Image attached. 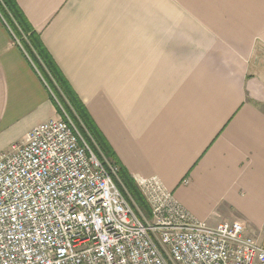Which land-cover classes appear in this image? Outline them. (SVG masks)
<instances>
[{
    "label": "crops",
    "instance_id": "0c3cea01",
    "mask_svg": "<svg viewBox=\"0 0 264 264\" xmlns=\"http://www.w3.org/2000/svg\"><path fill=\"white\" fill-rule=\"evenodd\" d=\"M131 177L264 240V0H17ZM59 114L0 19V154Z\"/></svg>",
    "mask_w": 264,
    "mask_h": 264
},
{
    "label": "built area",
    "instance_id": "2783aa9c",
    "mask_svg": "<svg viewBox=\"0 0 264 264\" xmlns=\"http://www.w3.org/2000/svg\"><path fill=\"white\" fill-rule=\"evenodd\" d=\"M60 110L0 154V264H264V240L196 221L157 177H132L137 214Z\"/></svg>",
    "mask_w": 264,
    "mask_h": 264
},
{
    "label": "trees",
    "instance_id": "16d2710c",
    "mask_svg": "<svg viewBox=\"0 0 264 264\" xmlns=\"http://www.w3.org/2000/svg\"><path fill=\"white\" fill-rule=\"evenodd\" d=\"M0 13L16 37H19L29 57L36 64V67L43 74L57 97V101L60 103L59 106L77 127L98 160L107 170L109 168L108 165L117 168L118 181H114L117 187L122 192L125 189L141 210L145 211L149 216L150 208L136 187L133 178L120 163L115 152L94 123L87 109L45 49L39 36L28 23L17 4V0H0ZM51 99L54 101L53 98ZM54 105L57 113L61 114V110L56 102ZM101 156H103L106 162L103 161Z\"/></svg>",
    "mask_w": 264,
    "mask_h": 264
},
{
    "label": "rangeland",
    "instance_id": "374dc122",
    "mask_svg": "<svg viewBox=\"0 0 264 264\" xmlns=\"http://www.w3.org/2000/svg\"><path fill=\"white\" fill-rule=\"evenodd\" d=\"M0 19H1V21L4 23V25L7 27V29L9 30V32H10V34H11V36H12V38H13V40H14V42H15V44H17L25 53H26V55H27V57L31 60V62L33 63V61H32V59L29 57V54L27 53V51L25 50V48H24V46H23V44H22V42H21V40L19 39V37L17 38L16 37V35L13 33V31H12V29L9 27V25L6 23V21H5V19L3 18V16L1 15V13H0ZM33 65H34V67H35V69L37 70V72H38V74H39V77L41 78V80L43 81V83H44V85L46 86V88H47V90L49 91V93L51 94V98H53V102L55 103H57V105L59 106V102L57 101V97L55 96V94H54V92L52 91V89L50 88V86H49V84L47 83V81L45 80V77L43 76V74L39 71V69L36 67V64H34L33 63ZM75 92V91H74ZM77 95V94H76ZM59 108H61L60 106H59ZM62 115L61 114H59V116L58 117H61ZM26 142V140L25 139H22V140H20V141H18L17 142V144H24ZM101 158L103 159V161L104 162H106L105 161V159L103 158V156H101ZM107 164V163H106ZM108 165V164H107ZM124 192L125 193H123L122 192V194H125V198L128 200V202H129V204L131 205V207L133 208V210L137 213V214H139V215H143L144 217H146L147 218V214H146V212L145 211H143V210H141V208L137 205V203L128 195V193H127V191L124 189ZM127 194V195H126ZM141 194V193H140ZM128 196L130 197V199L128 198ZM132 200V201H131Z\"/></svg>",
    "mask_w": 264,
    "mask_h": 264
}]
</instances>
